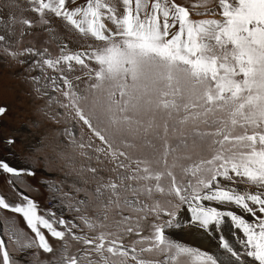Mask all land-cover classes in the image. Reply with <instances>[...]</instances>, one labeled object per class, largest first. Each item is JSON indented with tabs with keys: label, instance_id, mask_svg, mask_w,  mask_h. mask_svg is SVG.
<instances>
[{
	"label": "snow or ice",
	"instance_id": "6c2138e0",
	"mask_svg": "<svg viewBox=\"0 0 264 264\" xmlns=\"http://www.w3.org/2000/svg\"><path fill=\"white\" fill-rule=\"evenodd\" d=\"M28 3L36 15L20 18L21 37L51 34L54 14L98 43L53 55L0 35L6 54L40 69L30 79H43L48 106L75 122L64 135L70 161L80 158L72 187L82 195L61 191L70 218L15 189L0 194L32 234L6 230L15 250L50 253L45 264H264V0H203L202 11L181 0ZM0 170L10 183L34 175L3 159ZM0 264H20L2 239Z\"/></svg>",
	"mask_w": 264,
	"mask_h": 264
},
{
	"label": "rangeland",
	"instance_id": "374dc122",
	"mask_svg": "<svg viewBox=\"0 0 264 264\" xmlns=\"http://www.w3.org/2000/svg\"><path fill=\"white\" fill-rule=\"evenodd\" d=\"M0 1L2 5L5 4L2 7L8 11L6 12L8 19L5 17L4 26L0 27L5 28L6 32L11 30L10 39L16 50L34 45L38 49L47 48L51 54L56 55L61 43L71 42L72 49L86 47L89 44L96 46L98 43L94 41V38L84 37L77 30L63 23L60 18L55 17L54 14L50 25L51 34L41 28L21 37V28L24 26L19 23L20 18L32 19L36 15L31 12L28 0ZM85 2L86 0H77V4ZM181 2L187 7L202 11L203 0H181ZM212 4L218 5V0H212ZM193 15L194 18H203L196 17L195 12ZM6 32L0 29V35H4ZM18 39L20 43H15ZM30 63L29 60L26 64L20 65L0 48V106L6 108V113L0 115V159L8 162L10 166L30 168L34 172L32 176L24 174L15 183H10L15 178L0 170V194L11 198L12 190L15 189L34 199L39 206L41 205V210L51 208L58 213L62 211L65 218H70L71 214L62 207L61 191L67 192L69 197L78 198L82 195V193H76L72 187L74 182H76V186H80L77 173L80 158L76 157L75 163L70 161L69 158L75 156V153L67 146L64 135L65 128L74 125L75 122L63 116L64 110L58 108L57 105L48 106V97L42 95L45 91L43 79L39 83L30 79L31 76L42 77L43 74L37 68L28 70ZM73 68L74 71L70 75L82 76L80 87H84V70L74 62ZM46 71L49 77L56 74L51 69ZM37 88H40L39 92L36 90ZM52 94L63 100L60 93L53 92ZM57 112L61 114L59 117H55ZM157 119H160V114H157ZM83 131L84 139H87L89 133L86 126ZM75 135L80 136L79 127L76 128ZM9 138H12L13 143H6ZM50 185H55L59 190L54 191ZM48 201L51 202L49 206L47 205ZM234 210L238 213L240 211L239 209ZM5 220L8 221L7 224ZM12 229L22 230L29 236L32 235L19 214L0 209V239L4 240L9 252L20 264H36L37 261L39 264H45L52 259L50 253H44L38 248L26 249L24 252L16 251L13 241L6 234V230ZM171 235L182 242L190 241L178 229L171 230ZM49 241L53 247L58 246L55 238L49 237ZM126 242L130 241L126 240ZM193 243L198 246V243ZM78 247L80 245L72 241L70 251H75Z\"/></svg>",
	"mask_w": 264,
	"mask_h": 264
},
{
	"label": "bare ground",
	"instance_id": "6f19581e",
	"mask_svg": "<svg viewBox=\"0 0 264 264\" xmlns=\"http://www.w3.org/2000/svg\"><path fill=\"white\" fill-rule=\"evenodd\" d=\"M9 2V1H8ZM14 2H15V0H14ZM19 4V3H18ZM0 26H4L3 25V21H4V18L6 17V19H8V13H6V12H8L6 9H4L2 6H4V5H2V2L0 1ZM25 5V4H24ZM8 6H9V4H8ZM194 16V15H193ZM195 17V16H194ZM193 17V18H194ZM197 17V16H196ZM0 29L1 30H3L4 32H6L5 31V28H3V27H0ZM7 29V28H6ZM8 30V29H7ZM9 31V30H8ZM7 33V32H6ZM183 233H184V236L185 237H187V239L188 240H190V241H192V238L191 237H189L188 235H187V233H186V231H182ZM193 242H196V243H198L199 244V242L198 241H193Z\"/></svg>",
	"mask_w": 264,
	"mask_h": 264
},
{
	"label": "built area",
	"instance_id": "2783aa9c",
	"mask_svg": "<svg viewBox=\"0 0 264 264\" xmlns=\"http://www.w3.org/2000/svg\"><path fill=\"white\" fill-rule=\"evenodd\" d=\"M50 204H51V202H50V201H48V202H47V205L49 206Z\"/></svg>",
	"mask_w": 264,
	"mask_h": 264
},
{
	"label": "crops",
	"instance_id": "0c3cea01",
	"mask_svg": "<svg viewBox=\"0 0 264 264\" xmlns=\"http://www.w3.org/2000/svg\"><path fill=\"white\" fill-rule=\"evenodd\" d=\"M9 178H10V177H9ZM39 207L42 208L41 205H40Z\"/></svg>",
	"mask_w": 264,
	"mask_h": 264
}]
</instances>
